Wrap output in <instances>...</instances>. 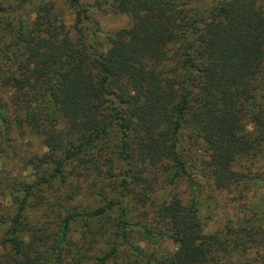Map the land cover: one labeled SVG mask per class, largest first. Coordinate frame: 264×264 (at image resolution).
I'll use <instances>...</instances> for the list:
<instances>
[{
    "label": "trees",
    "instance_id": "16d2710c",
    "mask_svg": "<svg viewBox=\"0 0 264 264\" xmlns=\"http://www.w3.org/2000/svg\"><path fill=\"white\" fill-rule=\"evenodd\" d=\"M259 190L264 0H0V264H264Z\"/></svg>",
    "mask_w": 264,
    "mask_h": 264
},
{
    "label": "rangeland",
    "instance_id": "374dc122",
    "mask_svg": "<svg viewBox=\"0 0 264 264\" xmlns=\"http://www.w3.org/2000/svg\"><path fill=\"white\" fill-rule=\"evenodd\" d=\"M59 14L63 17L65 21L67 32L69 34L72 33L73 26H72L70 14H68V12L65 10H61ZM97 20L101 24L102 28L105 31H109V32H114L121 28L129 27L130 25V19L125 15H98ZM39 144L40 141L35 139L30 143H25L23 147H25L27 153H33L34 151H36V149L38 150ZM16 167L17 169H23V165L21 166L17 165ZM182 189L180 188V190ZM259 191L262 192L264 190H259Z\"/></svg>",
    "mask_w": 264,
    "mask_h": 264
}]
</instances>
